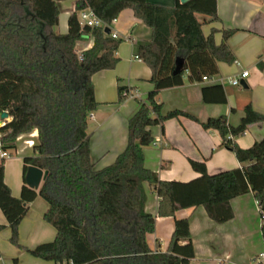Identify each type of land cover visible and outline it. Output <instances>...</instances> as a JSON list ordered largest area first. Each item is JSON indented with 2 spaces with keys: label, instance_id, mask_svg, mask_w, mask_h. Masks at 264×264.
<instances>
[{
  "label": "trees",
  "instance_id": "16d2710c",
  "mask_svg": "<svg viewBox=\"0 0 264 264\" xmlns=\"http://www.w3.org/2000/svg\"><path fill=\"white\" fill-rule=\"evenodd\" d=\"M61 1L0 0V110L9 113V120L0 125V150L15 149L18 136L37 131L33 154L22 158L18 197L4 181L5 159L0 158V210L10 229V243L55 264H189L194 257L189 218H175V212L203 206L213 222L224 223L233 218L231 199L249 192L260 211L264 242V137L248 148L236 142L250 125L264 122V113L251 103L237 125L229 124L225 115L200 122L205 130L218 132L221 145L235 154L240 167L210 174L204 161L188 159L200 175L167 181L144 165L143 147L154 142L150 127L180 116L198 121L178 109L163 113L156 98L159 91L216 76L219 62L235 59L228 45L235 30H223L216 44V30L205 36L197 18L217 20V0H175L172 7L146 0H75L67 31L59 33L55 28ZM83 9H90L105 25L131 9L151 29V39L139 45L137 57L149 67L153 87L143 100L136 99L137 109L127 120L125 148L99 169L91 160L87 132L88 117L98 107L92 76L116 66L122 39L106 34V27L81 26L78 12ZM88 36L92 46L77 54L75 43ZM257 67L264 69V60ZM131 91L118 85L117 103ZM202 98L226 102L220 84L203 87ZM30 165L48 171L38 189L25 183ZM144 183L159 197L156 215L174 217L165 251L152 250L146 240L155 230L156 216L145 210ZM37 196L48 203L43 219L56 235L28 248L19 243L18 227Z\"/></svg>",
  "mask_w": 264,
  "mask_h": 264
},
{
  "label": "crops",
  "instance_id": "0c3cea01",
  "mask_svg": "<svg viewBox=\"0 0 264 264\" xmlns=\"http://www.w3.org/2000/svg\"><path fill=\"white\" fill-rule=\"evenodd\" d=\"M151 3L172 7L175 0H146ZM75 0H62L61 13L56 31H67V19L74 8ZM218 19L212 21L207 16L197 15L203 22L205 36L215 29L216 44L222 39V31L234 29L228 39L234 60L240 63L219 62V74L201 82L185 81L182 85L165 88L157 94L163 104L162 112L178 109L187 116L166 120L163 125L150 127L154 142L143 147L144 165L156 172L161 180L189 181L200 175L195 172L188 159L204 161L208 173L240 167L235 154L221 145L216 130H205L200 122L208 118L225 115L231 125H237L244 115V107L251 103L253 109L264 113V69L257 63L264 60V0H217ZM109 29L123 39L117 48L118 63L113 69L101 70L92 76L95 99L98 107L88 117L87 132L90 134V156L96 169L111 164L125 148L127 142V120L136 111V99H144L153 85L149 82L151 71L139 58L138 47L151 39V29L136 18L131 9H124L110 25ZM88 36L75 43V51L80 54L92 46ZM242 70L248 75L243 80L247 87L236 88L228 77L238 76ZM242 80V79H241ZM220 84L226 96L225 103L205 102L202 98L203 87ZM124 85L132 88L130 95L122 103H117V87ZM241 86V85H240ZM211 94V93H210ZM91 128V129H89ZM90 130V131H89ZM33 132V142L37 131ZM23 136V135H21ZM264 137V122L252 124L245 133L236 138L237 144L248 148ZM33 143V144H34ZM31 148L20 147V153ZM33 152V151H32ZM16 166V165H15ZM4 181L13 196L20 195L23 184V163L11 170L4 163ZM146 193L145 210L156 216L155 230L146 235L152 250L165 251L174 229V217L156 215L159 197L144 183ZM233 218L224 223H215L203 206L181 209L175 218H189V231L194 248V257L189 264H256L262 262L259 255L264 252L261 236L259 208L251 192L235 197L230 201ZM48 203L37 196L28 204V210L18 227L19 243L33 248L52 241L56 235L53 226L43 219ZM0 263L1 264H55L31 256L25 250L10 243V229L0 210Z\"/></svg>",
  "mask_w": 264,
  "mask_h": 264
},
{
  "label": "built area",
  "instance_id": "2783aa9c",
  "mask_svg": "<svg viewBox=\"0 0 264 264\" xmlns=\"http://www.w3.org/2000/svg\"><path fill=\"white\" fill-rule=\"evenodd\" d=\"M78 20L81 26H89V27H110V25L113 23V21L115 19H113L110 23V25H105L99 18L96 17V15L90 10V9H83L81 11L78 12ZM110 36L112 38H118L116 32H113L110 30ZM136 58H138L137 56H135ZM234 64L238 65L239 62L237 60L233 61ZM248 75V71L247 70H242L240 72V74L238 76H234V77H228L227 81L232 84V85H240V80L244 79L245 77H247ZM208 79L207 77H204L203 80ZM4 124H1V127H3ZM33 134V132L29 133V135L31 136ZM20 136L17 137L16 141H19ZM33 139V136H31V141ZM34 143V142H33ZM33 145V144H32ZM31 145V146H32ZM20 153V150H16V153ZM11 156V154L9 153V151H5V150H0V158L6 159L9 158ZM260 259L264 258V252L261 253L259 255Z\"/></svg>",
  "mask_w": 264,
  "mask_h": 264
},
{
  "label": "water",
  "instance_id": "95a60500",
  "mask_svg": "<svg viewBox=\"0 0 264 264\" xmlns=\"http://www.w3.org/2000/svg\"><path fill=\"white\" fill-rule=\"evenodd\" d=\"M189 0H179L180 3H186ZM104 32L106 34L110 33V29L109 28H105ZM240 85L243 88H246L247 85L245 83V81L242 79L240 80ZM9 120V113L7 111L4 110H0V125L4 124ZM3 125V126H4ZM48 171H43L35 166H28L25 172V176H24V180L25 183L28 187L33 188V189H38L40 186L41 181L46 177Z\"/></svg>",
  "mask_w": 264,
  "mask_h": 264
},
{
  "label": "rangeland",
  "instance_id": "374dc122",
  "mask_svg": "<svg viewBox=\"0 0 264 264\" xmlns=\"http://www.w3.org/2000/svg\"><path fill=\"white\" fill-rule=\"evenodd\" d=\"M122 41H123V39H122ZM232 64L234 65L233 62H232ZM236 88L243 89V87L240 86V85L237 86ZM89 129H91V128H89ZM29 139H31V137H30L29 134H26V135L21 136V139L19 141H16V148L9 151V153L11 154V156L9 158H6L5 159V162H7L10 165L11 170H14L17 167V162H21L23 157H25V156H31L33 154L31 148H28V149L24 150L22 153H19V152L16 153V150L20 149V147H22V146L24 148L28 147V145L25 144L24 141L29 140ZM259 219L261 220L260 214H259ZM46 262L53 263V261H48V260H46Z\"/></svg>",
  "mask_w": 264,
  "mask_h": 264
},
{
  "label": "bare ground",
  "instance_id": "6f19581e",
  "mask_svg": "<svg viewBox=\"0 0 264 264\" xmlns=\"http://www.w3.org/2000/svg\"><path fill=\"white\" fill-rule=\"evenodd\" d=\"M34 134H32L31 136H33ZM30 136V137H31ZM21 139V136H20V138H19V140ZM24 143L25 144H27L28 146H31L32 144H33V141H31V139H29V140H26V141H24Z\"/></svg>",
  "mask_w": 264,
  "mask_h": 264
}]
</instances>
